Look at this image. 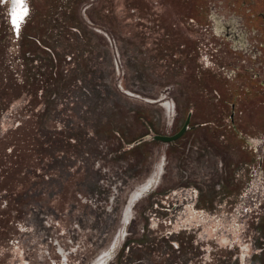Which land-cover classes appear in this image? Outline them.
<instances>
[{"label": "rangeland", "instance_id": "374dc122", "mask_svg": "<svg viewBox=\"0 0 264 264\" xmlns=\"http://www.w3.org/2000/svg\"><path fill=\"white\" fill-rule=\"evenodd\" d=\"M8 3L0 0V264H90L159 157L161 181L136 201L109 264H242V245L246 264H264V87L249 82L255 73L264 81V70L220 68L229 56L206 47L218 38L202 39L173 0H30L18 35ZM170 33L197 50L178 51L176 70ZM164 92L171 119L155 101ZM191 110L200 126L179 139L133 144L175 133ZM189 207L196 219L182 225Z\"/></svg>", "mask_w": 264, "mask_h": 264}, {"label": "flooded vegetation", "instance_id": "af4514ba", "mask_svg": "<svg viewBox=\"0 0 264 264\" xmlns=\"http://www.w3.org/2000/svg\"><path fill=\"white\" fill-rule=\"evenodd\" d=\"M1 1L9 2V6L11 4V0ZM29 3L30 0H24L23 7L27 8V15L29 13ZM173 4L177 8L183 7L185 9L183 17L186 25L192 24L193 26L197 25L203 28L202 39L206 40V35L211 36V38H218L215 42H212L209 38L210 40L207 41L206 47L209 48L208 45L212 43V46H215L212 48L215 49L216 52L223 51L225 56H229L228 62L222 64L217 63L220 68L226 69L229 67L233 71L248 72L253 70H264V0H173ZM18 16L19 13L17 19ZM26 16L20 21L19 29L26 23ZM174 20L171 21V26L173 28L176 27V21ZM176 34L177 33H174L172 36L170 33V37L172 38L170 56L171 65L174 70L177 69L178 51H184L188 57H192L197 52V50L193 48L192 42H188V44L185 42V44L181 43L177 45ZM186 35L187 38L193 39L192 35H188L187 33ZM247 58L253 61L257 59V63L250 66ZM224 59L227 60V57H224ZM258 77L259 74L255 73L253 79H249L250 85L264 86V81L256 82ZM168 110L170 113L167 112L166 116L168 119H171V108ZM189 112H191L192 116L191 121H189L188 129H195L196 126H192L193 110ZM231 119L234 121L233 112L231 113ZM234 127L236 128L237 126L234 125ZM163 171V162L161 157H159L153 166V171L147 179L130 192L126 198L121 212L119 222L121 226L118 234L116 236L114 235L109 245L103 249L90 264H109L112 261L120 243L128 235V226L133 219L135 206L137 204L136 201L143 199V197L159 185ZM192 214V209L189 207L186 211L185 224L182 225H192L194 222L193 220L196 219ZM221 238L222 244L229 242L226 236H222ZM249 252V246L242 245V264L247 263ZM102 253L103 255L101 256ZM99 256L101 257L99 258Z\"/></svg>", "mask_w": 264, "mask_h": 264}, {"label": "water", "instance_id": "95a60500", "mask_svg": "<svg viewBox=\"0 0 264 264\" xmlns=\"http://www.w3.org/2000/svg\"><path fill=\"white\" fill-rule=\"evenodd\" d=\"M16 8V5L13 3V0H11V4L9 6V15H10V22L11 24L13 25L12 23V20H13V10ZM24 8V7H23ZM23 8L20 9V12L23 11ZM18 22H19V26H20V16H18ZM14 26V25H13ZM14 32L18 33V30L16 27H14ZM191 112H188L182 126L173 134L171 135H162V134H152V135H145V136H142L140 137L139 139H137L133 144H138L140 142H143V141H146L148 139H155V140H160L162 142H171V141H175L177 139H179L181 136H183V134L185 133V131L188 129L189 127V121H191Z\"/></svg>", "mask_w": 264, "mask_h": 264}, {"label": "snow or ice", "instance_id": "6c2138e0", "mask_svg": "<svg viewBox=\"0 0 264 264\" xmlns=\"http://www.w3.org/2000/svg\"><path fill=\"white\" fill-rule=\"evenodd\" d=\"M13 3L16 5V8L13 10V20L12 23L14 25V27L17 28V30L19 29V22L17 20V15L19 13L20 16V20L23 19L24 16L27 15V8H23L24 5V0H13ZM23 8V11L20 12V9Z\"/></svg>", "mask_w": 264, "mask_h": 264}, {"label": "built area", "instance_id": "2783aa9c", "mask_svg": "<svg viewBox=\"0 0 264 264\" xmlns=\"http://www.w3.org/2000/svg\"><path fill=\"white\" fill-rule=\"evenodd\" d=\"M146 101H149L148 99ZM160 102V106L165 110L167 113L168 109L171 108L172 115L175 112V103L172 99L168 98L166 92L162 93L159 98H157V102ZM162 135H171V134H162Z\"/></svg>", "mask_w": 264, "mask_h": 264}, {"label": "crops", "instance_id": "0c3cea01", "mask_svg": "<svg viewBox=\"0 0 264 264\" xmlns=\"http://www.w3.org/2000/svg\"><path fill=\"white\" fill-rule=\"evenodd\" d=\"M176 70V69H175ZM250 87V86H249ZM252 87H257V86H252ZM260 87H264V86H260ZM217 94H219V93H217ZM198 124H200V123H196V124H193V125H195V126H200V125H198ZM178 193V192H177ZM176 192H173L172 194H177ZM186 194H188V192L186 193ZM176 227H178V226H176Z\"/></svg>", "mask_w": 264, "mask_h": 264}, {"label": "trees", "instance_id": "16d2710c", "mask_svg": "<svg viewBox=\"0 0 264 264\" xmlns=\"http://www.w3.org/2000/svg\"><path fill=\"white\" fill-rule=\"evenodd\" d=\"M232 94H234V92H232ZM236 94V93H235Z\"/></svg>", "mask_w": 264, "mask_h": 264}, {"label": "bare ground", "instance_id": "6f19581e", "mask_svg": "<svg viewBox=\"0 0 264 264\" xmlns=\"http://www.w3.org/2000/svg\"><path fill=\"white\" fill-rule=\"evenodd\" d=\"M155 101H157V100H155Z\"/></svg>", "mask_w": 264, "mask_h": 264}]
</instances>
